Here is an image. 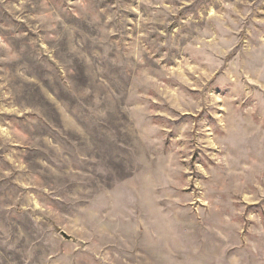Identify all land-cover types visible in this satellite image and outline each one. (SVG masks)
<instances>
[{
	"label": "rangeland",
	"instance_id": "obj_1",
	"mask_svg": "<svg viewBox=\"0 0 264 264\" xmlns=\"http://www.w3.org/2000/svg\"><path fill=\"white\" fill-rule=\"evenodd\" d=\"M0 264H264V0H0Z\"/></svg>",
	"mask_w": 264,
	"mask_h": 264
},
{
	"label": "water",
	"instance_id": "obj_2",
	"mask_svg": "<svg viewBox=\"0 0 264 264\" xmlns=\"http://www.w3.org/2000/svg\"><path fill=\"white\" fill-rule=\"evenodd\" d=\"M64 236H67L64 232L62 233Z\"/></svg>",
	"mask_w": 264,
	"mask_h": 264
}]
</instances>
